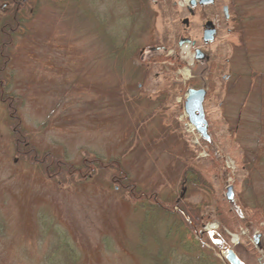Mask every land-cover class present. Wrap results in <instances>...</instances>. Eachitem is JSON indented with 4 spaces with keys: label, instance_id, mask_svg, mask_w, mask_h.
Wrapping results in <instances>:
<instances>
[{
    "label": "rangeland",
    "instance_id": "374dc122",
    "mask_svg": "<svg viewBox=\"0 0 264 264\" xmlns=\"http://www.w3.org/2000/svg\"><path fill=\"white\" fill-rule=\"evenodd\" d=\"M188 5L31 0L21 11L27 20L0 88L9 86L20 120L13 125L0 97V264H160L161 246L169 264H184L199 257L187 247L209 231L246 264H264L253 243L257 234L264 243V221L243 224L250 208L264 210V0H216L193 17ZM210 21L218 37L198 63L193 47L178 44L202 46ZM188 89L208 91L210 142L188 122ZM19 134L29 148L17 144ZM48 156L73 168L51 177L40 167ZM186 163L213 194L185 190ZM183 191L181 202L194 207L230 206L231 228L213 219L196 240H166L173 211L165 216L156 202L170 205ZM204 247L228 264L225 252Z\"/></svg>",
    "mask_w": 264,
    "mask_h": 264
},
{
    "label": "trees",
    "instance_id": "16d2710c",
    "mask_svg": "<svg viewBox=\"0 0 264 264\" xmlns=\"http://www.w3.org/2000/svg\"><path fill=\"white\" fill-rule=\"evenodd\" d=\"M31 1V0H30ZM19 4L16 5L17 11H20V13H12V17H8L5 19V30L4 33L0 34V54H2V60H0V88L1 84L8 81V73L7 69L9 66V62L11 61V53H10V46L12 47V42L17 36V33L19 30L23 29V24L27 20L24 16V13L21 11L24 8H27L28 4L23 3V0H19ZM19 5V6H18ZM19 8V9H18ZM10 25V26H9ZM10 28L14 29V32ZM9 40V41H8ZM123 49H120L116 51L117 53H121ZM135 55H138L136 52ZM122 56V54H121ZM140 56V55H139ZM8 87L6 85V88L0 89V97L4 104L6 105L8 113L13 116L11 120L14 119L12 122L13 125H20V120L18 118L19 113V103L12 98V96L8 93ZM17 144H20V146H23L24 148H29V144L26 142L25 137L19 134V137L17 139ZM31 148V147H30ZM31 154L35 155V150L30 149L29 151ZM27 154V152H26ZM30 154V155H31ZM29 155V156H30ZM115 160H110V165H113L115 163ZM40 167H42L43 171L47 174H50L52 177V171L57 170L59 172L68 171L73 168L72 164L65 163L60 164L59 160L56 158H53L51 156H48L44 163H40ZM117 164V163H116ZM115 164V166H116ZM101 165L100 158H96V168H99ZM105 168H109V166L104 164ZM116 168H119L117 171H119V174H124L122 171V167L118 164L113 171L115 172ZM185 179L183 185L185 186V190H188V193L191 191H198L200 189L205 190L208 193L213 194L214 191L212 189L211 185L205 184L203 182V176H200L196 173L194 166H191L189 163H186V169H185ZM122 181L124 183L128 184L127 189L133 190V194L136 195V188H133V183L131 182L132 186L130 185V180L123 176ZM133 189H132V188ZM184 195V191L182 192ZM152 197L154 195H151ZM208 196V195H207ZM157 198V197H155ZM136 199V198H135ZM158 199V198H157ZM159 200V199H158ZM182 198L181 195L178 198H173L170 205H166L164 202L157 201V206L159 209H161L165 216H168L173 211V221L171 222V225L169 227L170 230L165 232L166 240L170 239L175 241L177 245L183 244L184 241L189 237L190 239L196 240L195 236L202 231L203 226H205L208 222L211 220H217L220 222V225L224 228H231L230 225V206L226 207L221 200H216V204L210 205L207 201H204L200 206L194 207L192 205L187 204L186 202H181ZM179 207V210L177 211L175 208ZM208 207V211H206V208ZM234 209V208H233ZM177 211V212H176ZM172 214V213H171ZM165 218L163 217V220ZM264 221V210L260 209L259 207H252L249 209V212L246 214L245 219L243 221V224L246 228L250 225H258V222ZM201 237V234H200ZM206 242L209 244L211 241L209 238L205 235L201 237L199 240H196L193 243V246L187 247V251L189 253L197 254L199 257L193 256L188 257L184 261V264H222L218 263L217 259L214 257L211 258L209 256H206L204 253L207 252V249L204 247ZM174 243V244H175ZM167 246V245H166ZM174 245H172V248ZM176 248H173L175 250ZM163 246H161V249L159 253L157 254V258L160 261V264H169V261L166 257L169 256V254H166L164 251ZM172 250V253H173ZM170 253L171 250L169 249ZM198 258V260H197Z\"/></svg>",
    "mask_w": 264,
    "mask_h": 264
},
{
    "label": "water",
    "instance_id": "95a60500",
    "mask_svg": "<svg viewBox=\"0 0 264 264\" xmlns=\"http://www.w3.org/2000/svg\"><path fill=\"white\" fill-rule=\"evenodd\" d=\"M215 3V0H201L200 5L208 6ZM197 5L196 0L191 2V6L195 7ZM225 13L228 16V9H225ZM188 21L185 22L187 24ZM212 24H208L206 34H205V43H212L215 40L216 31L210 30L212 28ZM186 44H190V40H182L179 44L180 47H183ZM197 57L196 59L199 61H203L206 59V56L200 51H196ZM207 92L205 90H189L187 94V102L185 105V111L187 116L189 117V121L192 126L198 131V133L203 137V139L209 141L210 137L208 135V122L205 117L204 111V103L206 99ZM227 198L229 201L234 200V192L233 188L228 189ZM260 236L255 237V243L260 247ZM221 251L225 250L223 245H218ZM227 261L230 264H244L232 250L227 251Z\"/></svg>",
    "mask_w": 264,
    "mask_h": 264
},
{
    "label": "flooded vegetation",
    "instance_id": "af4514ba",
    "mask_svg": "<svg viewBox=\"0 0 264 264\" xmlns=\"http://www.w3.org/2000/svg\"><path fill=\"white\" fill-rule=\"evenodd\" d=\"M29 2H30V0H23V3L25 4V6H26V4H29ZM0 3H2L3 4V7H2V11H1V15H0V23L2 24L1 25V29H0V34L1 33H4V28H5V25H4V23H5V19L6 18H10V17H12V13H14L15 11H16V13H20V11H17L16 9H15V11H12V8L13 7H16V5L17 4H19L20 5V3H19V0H8V3H7V5L5 4V2H4V0H0ZM18 5V6H19ZM17 8V7H16ZM19 9V8H18ZM188 10V12H189V14L193 17L194 15H195V11L193 10V12L191 11V10H189V9H187ZM186 20V19H185ZM184 20V21H185ZM188 20V25L186 26L185 24H184V21H183V24L188 28L189 26H190V20L189 19H187ZM207 25H205L204 26V28H203V37H202V46H200V45H198L197 43H196V41H192L193 43H195V45L193 46V47H195V51L197 50V49H200V50H202V48L203 47H205L204 45H206V43H205V30H207V26H208V24H210L209 22H207L206 23ZM10 26V25H9ZM11 30H12V32H14V29L13 28H10ZM210 30H213V27L212 28H210ZM154 50V52H161V51H163V52H166L168 49L167 48H165V47H162V48H160V49H153ZM204 52V51H203ZM2 54H0V60H2V56H1ZM142 56H143V53H142ZM207 56V55H206ZM206 60V59H205ZM208 93V92H207Z\"/></svg>",
    "mask_w": 264,
    "mask_h": 264
},
{
    "label": "bare ground",
    "instance_id": "6f19581e",
    "mask_svg": "<svg viewBox=\"0 0 264 264\" xmlns=\"http://www.w3.org/2000/svg\"><path fill=\"white\" fill-rule=\"evenodd\" d=\"M186 1H188V0H186Z\"/></svg>",
    "mask_w": 264,
    "mask_h": 264
}]
</instances>
